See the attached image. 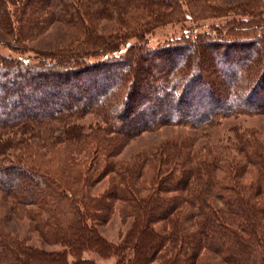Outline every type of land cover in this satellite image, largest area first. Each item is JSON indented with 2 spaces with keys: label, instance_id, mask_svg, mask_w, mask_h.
Wrapping results in <instances>:
<instances>
[{
  "label": "trees",
  "instance_id": "16d2710c",
  "mask_svg": "<svg viewBox=\"0 0 264 264\" xmlns=\"http://www.w3.org/2000/svg\"><path fill=\"white\" fill-rule=\"evenodd\" d=\"M7 3L11 41L39 31L43 6L82 39L0 54V154L18 151L0 165V191L6 216L29 224L24 236L0 225V264H264V135L210 132L264 113V0H22L17 31ZM207 19L218 22L147 44L157 27ZM163 125L187 131L117 158ZM114 214L126 227L109 241L99 226Z\"/></svg>",
  "mask_w": 264,
  "mask_h": 264
},
{
  "label": "rangeland",
  "instance_id": "374dc122",
  "mask_svg": "<svg viewBox=\"0 0 264 264\" xmlns=\"http://www.w3.org/2000/svg\"><path fill=\"white\" fill-rule=\"evenodd\" d=\"M7 6L6 10L7 13L10 15L11 18V25L13 28H16L15 31L19 28L21 24H24L27 16L25 18L20 16L19 12H16L17 8V2H20L22 0H7ZM42 10V11H41ZM39 11L40 17L37 15V21L39 26L38 32H33L32 35L27 36L23 40H20L19 42H16L14 40L11 41L10 35L8 34V30L11 29V27H8V30L5 29L3 25L0 24V54L10 56L16 59L20 58H30L33 57L34 53L33 51L36 49L41 50H48L51 48H54L55 46H58L60 42H63L65 39L69 40L71 38H79L82 39L80 32H74L71 27H67L64 25H60L57 23H47V11L48 6H43L42 9ZM21 12H25L24 10ZM39 17V18H38ZM24 19V21H23ZM217 19H207V20H201L195 23L191 22H183V23H171L166 24L161 27H157L153 29L148 35H147V44L149 46H156L165 40L169 39L170 37L180 36L185 32V29L191 30V32L205 30L209 25L212 23H216ZM96 22V21H94ZM98 22V23H97ZM97 26L99 25V30L103 27H108L109 25H112L113 21H108L105 19H99L97 20ZM218 22V21H217ZM197 25H199L197 27ZM191 26V27H190ZM193 26V27H192ZM190 27V28H189ZM192 28V29H191ZM133 40H129L127 43H131ZM128 45H120L119 52L123 53L125 48ZM16 48L21 47L20 49H14L10 50L9 48ZM24 48L30 49L29 51H26V53H23L21 49ZM113 54V53H112ZM211 69L214 68V66H209ZM215 69V68H214ZM218 78V77H217ZM91 118V115H86L82 121L88 122ZM233 125H238L241 127H251L255 130L259 131L261 135H264V113H257L251 116L248 115H239L236 117H226L221 119L220 123L212 128L210 131L212 136L211 138H215V136L223 135L224 133H229V129ZM187 131L184 127L179 126H171V125H163L160 128L153 130V131H144L140 133L137 137L130 140L121 150V152L117 155V158L119 159H128L132 155H134L137 151L143 149V147H146L150 145L151 143L159 142L160 140L173 136L176 132L180 131ZM19 137V136H15ZM13 145H10L8 147V150L4 152V154H0V165H6L7 160H12L11 156L18 153L16 149H12ZM107 186V179H103L97 183L93 189V192H98L103 190ZM117 206V205H116ZM116 214V213H115ZM113 215L112 218L104 222L99 226L100 234L105 237L109 241H116L118 239L119 231L122 229L124 230L126 225H122L120 223L119 218L116 215ZM7 215V204L5 197L3 195V192L0 191V225L4 229H8L12 233H16L17 235L24 236L28 234V221L22 217L13 215L11 213L10 216ZM30 243L36 246H41L48 250L53 249H59V246L57 245H48L41 243L40 240H38L37 237L32 235L30 237ZM69 259L70 258V255ZM91 257H94L95 255H90ZM97 264H114L115 260L113 257H107V258H99L97 256L94 257Z\"/></svg>",
  "mask_w": 264,
  "mask_h": 264
}]
</instances>
